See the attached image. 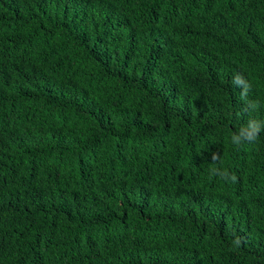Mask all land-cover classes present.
<instances>
[{
  "label": "trees",
  "instance_id": "trees-1",
  "mask_svg": "<svg viewBox=\"0 0 264 264\" xmlns=\"http://www.w3.org/2000/svg\"><path fill=\"white\" fill-rule=\"evenodd\" d=\"M250 118L264 0H0V264H264Z\"/></svg>",
  "mask_w": 264,
  "mask_h": 264
},
{
  "label": "clouds",
  "instance_id": "clouds-1",
  "mask_svg": "<svg viewBox=\"0 0 264 264\" xmlns=\"http://www.w3.org/2000/svg\"><path fill=\"white\" fill-rule=\"evenodd\" d=\"M245 78L243 73L237 72L233 75V83L237 86L240 85L241 81ZM251 91V85H247L242 89L241 99L246 101L245 112H253L257 111L260 106V102L258 100H247V96ZM261 132H264V120H258L254 118H250L246 125L242 126L238 133H234L232 135V143L237 147L243 145L244 143H254L258 140ZM218 159V154L213 153V160ZM211 176H219L221 179L227 181L231 180L235 182L237 177L235 174L229 173L226 169L221 170L220 168L214 167L210 172Z\"/></svg>",
  "mask_w": 264,
  "mask_h": 264
}]
</instances>
